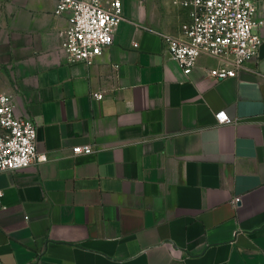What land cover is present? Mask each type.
I'll return each instance as SVG.
<instances>
[{
  "label": "crops",
  "instance_id": "obj_1",
  "mask_svg": "<svg viewBox=\"0 0 264 264\" xmlns=\"http://www.w3.org/2000/svg\"><path fill=\"white\" fill-rule=\"evenodd\" d=\"M121 2L86 65L68 63L57 0H0V92L47 157L0 172V264H264V24L258 59L217 80L214 57L186 75L166 55L188 10Z\"/></svg>",
  "mask_w": 264,
  "mask_h": 264
},
{
  "label": "built area",
  "instance_id": "obj_2",
  "mask_svg": "<svg viewBox=\"0 0 264 264\" xmlns=\"http://www.w3.org/2000/svg\"><path fill=\"white\" fill-rule=\"evenodd\" d=\"M188 10L183 36L162 34L166 55L188 75L203 55L219 65L209 71L217 80L237 77L250 61L257 60L263 42L257 0H172ZM69 11L68 26L59 30L68 63L92 65L112 43L117 26L127 20L121 0H57L54 14ZM134 46H137L134 43ZM96 100L101 92L92 93ZM218 124L234 121L225 111L215 113ZM74 154H91L93 145L76 146ZM37 151V125L15 114L14 96L0 93V172L25 169L45 161ZM1 195V193H0ZM236 199L234 202H237Z\"/></svg>",
  "mask_w": 264,
  "mask_h": 264
},
{
  "label": "rangeland",
  "instance_id": "obj_3",
  "mask_svg": "<svg viewBox=\"0 0 264 264\" xmlns=\"http://www.w3.org/2000/svg\"><path fill=\"white\" fill-rule=\"evenodd\" d=\"M1 93V92H0Z\"/></svg>",
  "mask_w": 264,
  "mask_h": 264
}]
</instances>
